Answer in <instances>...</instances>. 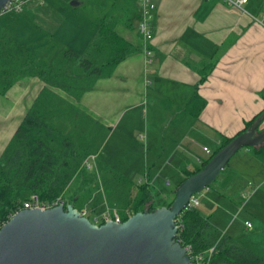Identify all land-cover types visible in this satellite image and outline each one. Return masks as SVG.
Here are the masks:
<instances>
[{
	"label": "crops",
	"instance_id": "crops-1",
	"mask_svg": "<svg viewBox=\"0 0 264 264\" xmlns=\"http://www.w3.org/2000/svg\"><path fill=\"white\" fill-rule=\"evenodd\" d=\"M153 1L156 9L149 63L137 30L138 18L126 23L121 17L127 15L126 5L130 14L138 13V0H89L90 7L80 13L72 7L80 4L76 0L70 7L64 0L30 1L21 12L0 16L3 42L16 41L46 63L49 73L48 77L43 73L24 76L0 96V155L24 116L41 106L53 111L49 122L56 128L54 148L63 151L66 136L74 150L85 154L81 168L100 176L111 167L96 156L105 139L118 125H122L118 132L121 143L126 144L125 137L140 135L139 114L149 123L145 133L149 153L134 147L137 156L128 155L130 171L121 174L132 176L128 178L135 185L133 193L138 184H146L155 203L152 192H158L159 186L169 188L172 182H177V187L186 171L199 166L222 137L235 135L264 109V0H247L242 8L224 0ZM102 22H110L135 49L107 76L98 77L81 91L70 92L54 74L71 70L70 61H65L69 64L65 69L59 66L64 63L61 53L72 49L80 58L106 59L103 51L94 50L92 45ZM195 94L204 100L198 114L187 110ZM259 130H264V114ZM250 152L264 162L252 148ZM229 170L234 172L232 178L238 174L236 168ZM141 174H145V181ZM161 175L165 176L163 181ZM224 179L225 172L221 186H225ZM75 188L72 184L71 191ZM103 204L100 215L109 209L105 200Z\"/></svg>",
	"mask_w": 264,
	"mask_h": 264
},
{
	"label": "trees",
	"instance_id": "trees-1",
	"mask_svg": "<svg viewBox=\"0 0 264 264\" xmlns=\"http://www.w3.org/2000/svg\"><path fill=\"white\" fill-rule=\"evenodd\" d=\"M124 8L127 15L121 17L126 23H132L135 16L138 18V13H129L128 5ZM4 43L0 44V95L24 76L32 77L36 73H43V76L48 77L49 73L45 70L46 63L35 59L32 53L24 50L16 41L7 40V44ZM92 45L94 50L103 51L106 59L97 61L94 58H80V55L72 49H65L61 53V60L64 63L59 66L65 69L68 63L73 64L67 74L60 72L54 74L70 92L81 91L82 87L91 85L98 77L107 76L117 63L135 49L130 42L112 29L110 22H102L98 38ZM65 61L70 62L65 63ZM204 79L203 75L201 80ZM43 101L46 102L44 99ZM203 106L204 100L195 94L189 100L187 110L198 114ZM52 114L53 111L43 109L41 106L29 111L0 155V224L7 221L10 214L22 209L23 203L32 194L49 202L60 198L65 205L72 204L81 210L77 202L83 198L84 189L96 178V175L89 174L81 168L85 154L74 150L73 142L66 136L62 139L64 150L59 152L54 148L52 141L56 128L49 122ZM263 114L264 109L246 122L244 128L235 135L222 137L219 146L199 166L186 171L178 185L186 177L200 170L211 156L233 137L250 130L257 118ZM257 131L262 132L259 128ZM251 148L253 153L264 161V140ZM226 166L227 164L221 170V172L226 171L223 181L225 185L234 175L232 170H225ZM72 182L77 183L73 191H71ZM102 184L104 191H107V194L105 192L107 205L121 210L122 221L132 213L152 211L157 207L146 184H138L134 193L132 189L135 185L126 177L116 180L115 183L113 180L103 178ZM174 191L175 189L171 191L173 196ZM171 201L166 206H169ZM126 210L129 213L125 212ZM178 217L182 228L178 229L176 239L181 244H190L194 252H203L214 247L208 264H264V257L257 255L246 245L235 242L195 207L183 209Z\"/></svg>",
	"mask_w": 264,
	"mask_h": 264
},
{
	"label": "water",
	"instance_id": "water-1",
	"mask_svg": "<svg viewBox=\"0 0 264 264\" xmlns=\"http://www.w3.org/2000/svg\"><path fill=\"white\" fill-rule=\"evenodd\" d=\"M9 0H0V10ZM261 116L175 189L169 206L138 211L124 221L94 223L72 204L21 209L0 227V264H189L175 239L176 217L191 195L208 187L244 146L264 140Z\"/></svg>",
	"mask_w": 264,
	"mask_h": 264
},
{
	"label": "rangeland",
	"instance_id": "rangeland-1",
	"mask_svg": "<svg viewBox=\"0 0 264 264\" xmlns=\"http://www.w3.org/2000/svg\"><path fill=\"white\" fill-rule=\"evenodd\" d=\"M72 1L73 0H64L67 7L71 6ZM76 1L80 2V4L75 6L72 5V7H76L79 13L82 8L90 7L89 0L83 4H81V0ZM3 38L0 36V44L4 43ZM4 44H7V41H5ZM147 101H149V95H147L146 102ZM139 109L140 108L136 109L137 113ZM138 116L141 120L140 124L143 129L140 135L137 134L133 139L131 137H125L123 139L126 140V144L121 143L122 137L118 136V132L122 125H118L116 131L111 136H107L96 154L98 161L102 163L105 162L111 165V167L103 170V175H97L96 178L86 186L83 191V198L77 202L81 210L86 211L87 217L91 221L95 220L96 215H100L101 208L99 207L104 206L103 202L105 200V192L107 194V191L103 189V178L105 180H113L115 183L116 180H120L124 177H132L121 174V172L130 171L127 166L130 161L128 155L132 157L137 156L134 147H139V150H145V153H149L145 141V133L149 123H146L145 117L143 118V116L139 114ZM258 133L259 132H256V134ZM208 145L211 147L210 144ZM195 149L197 153L203 154L201 149L198 150V147H195ZM210 149L213 150V148ZM250 151L251 146L241 147L230 158L225 170L236 168L238 174H236L227 185L221 186L220 183L224 172H226L224 171L220 172L208 187L195 193L198 199L196 209L203 215L208 216L209 221L216 225L222 232L231 235L235 242L246 245L254 253L264 257V162L259 159H254ZM208 156L209 155H207V157ZM88 160L91 163L94 162L91 156ZM253 160L262 165L255 164ZM146 170L150 171V165ZM151 177L153 178L154 176L151 174ZM140 178L145 181V174H141ZM160 179L163 181L165 176L161 175ZM72 184L75 188L77 183L73 182ZM176 184L177 182H172L169 188L159 186L158 192H152L155 198L154 204L158 207L166 206L173 198L171 191L176 188ZM247 191H251L252 193L250 192L251 195L245 198L243 194L247 193ZM241 193L243 194L241 195ZM165 195H167V198L164 197ZM108 206L109 209L105 211L117 212L121 216L120 209L115 206ZM125 212L129 213L128 210ZM245 220L248 221L250 225H253V227L250 229L246 228ZM98 222H101V218L98 219Z\"/></svg>",
	"mask_w": 264,
	"mask_h": 264
},
{
	"label": "built area",
	"instance_id": "built-area-1",
	"mask_svg": "<svg viewBox=\"0 0 264 264\" xmlns=\"http://www.w3.org/2000/svg\"><path fill=\"white\" fill-rule=\"evenodd\" d=\"M30 1H39V0H9L7 1L4 6L0 10V16L4 14H9V13H19L22 11L23 7L25 4H27ZM227 4L235 6L237 8H242V5L247 2V0H224ZM138 20H137V30L142 37V42H143V53L145 57H147V62H150L151 60V49H150V41L152 40L153 33H152V19L154 16V12L156 9V5L153 0H138ZM205 151L208 152V149L206 147L203 148ZM251 192V191H250ZM249 191L247 193L243 194L245 198L249 197L250 194ZM252 193V192H251ZM58 204H64V202L60 199L57 198L54 201H44L41 200L36 194H32L28 200H26L23 203V208L22 209H30V208H40V209H47L51 208L53 206H56ZM198 205V199L196 198L195 194L191 195L185 208H190V207H196ZM21 210V209H19ZM17 210V211H19ZM15 211V212H17ZM14 212V213H15ZM10 214L8 219L14 214ZM81 215L87 216L86 211L80 210ZM101 218V222H98V219ZM7 219V220H8ZM115 220V221H122L121 216L117 212H103L100 217H95V220L92 221L94 223H102L107 220ZM6 222V221H5ZM175 224L177 225V232L179 228H182L181 221L179 217L177 216L175 219ZM245 224L249 227L250 223L245 222ZM3 225L0 224V227ZM177 235V233H176ZM176 239V236H175ZM180 243L179 240L176 239ZM181 244V243H180ZM186 251L187 256L190 259L189 264H208L212 253L214 251V247L208 248L207 250L203 252H194L192 246L190 244H181Z\"/></svg>",
	"mask_w": 264,
	"mask_h": 264
},
{
	"label": "bare ground",
	"instance_id": "bare-ground-1",
	"mask_svg": "<svg viewBox=\"0 0 264 264\" xmlns=\"http://www.w3.org/2000/svg\"><path fill=\"white\" fill-rule=\"evenodd\" d=\"M149 63V62H148Z\"/></svg>",
	"mask_w": 264,
	"mask_h": 264
}]
</instances>
